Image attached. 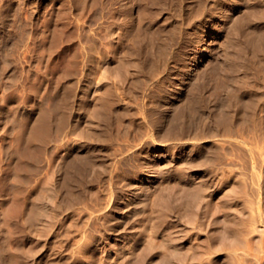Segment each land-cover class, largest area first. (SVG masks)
<instances>
[{
	"label": "rangeland",
	"instance_id": "1",
	"mask_svg": "<svg viewBox=\"0 0 264 264\" xmlns=\"http://www.w3.org/2000/svg\"><path fill=\"white\" fill-rule=\"evenodd\" d=\"M61 86L69 121L15 194L8 123ZM176 170L202 185L189 216L168 208ZM222 216L231 251L211 239ZM228 251L264 264V0H0L1 264H223Z\"/></svg>",
	"mask_w": 264,
	"mask_h": 264
},
{
	"label": "bare ground",
	"instance_id": "2",
	"mask_svg": "<svg viewBox=\"0 0 264 264\" xmlns=\"http://www.w3.org/2000/svg\"><path fill=\"white\" fill-rule=\"evenodd\" d=\"M205 47L206 46H205L204 42H202L201 48H200L199 53H198L199 56L197 57V59L194 61L193 64L189 65L185 69V73L187 76L189 75L190 72H192L191 70L201 62V54H202V52H204L206 50ZM7 49H9V48H7ZM73 57H76V56H73ZM75 61H77V60L75 59ZM75 63H77V62H75ZM73 66L76 67V64L75 65L73 64ZM38 87H39V85H38ZM61 88H63V89L61 91H57L56 94H54V92H53V95H55L53 98L47 95L49 97L48 99L51 100V103H50L51 105L47 104V102L49 100H45V101L43 100V103L39 105V108H38L35 116L33 117V119L31 118V121H29L28 123L26 120L27 119V113H28L27 110H24L21 113L14 114V116L12 118L10 117L11 119L8 123L9 127L7 128L6 133L9 134V136H11V138L13 139L12 141H14V146H11V147H13L11 149L12 150L11 152L14 155V157H16L15 158L16 163L13 164L15 166L14 169L13 168L10 169L9 166L7 167L9 170L8 169L6 170L7 174L5 172L4 178H6L8 180H11V179L14 180V184L13 185L6 184L5 189L9 188L11 191L15 189L16 192H18V189L20 190L21 186L27 182V180H28L27 178L29 177V175H31L33 172L37 171L36 170L37 159L40 158L39 155L44 151L45 145L50 142L49 141L50 137L54 133L55 134L56 133L61 134V132L63 131V128L66 127L63 125H64V123L69 121L68 120L65 122V120H67V118H68V116H67L68 115L67 114L68 109L70 108V106H68V101L70 100V94H71L70 90L71 89H70V86H69V88L68 87L64 88V86L63 87L61 86ZM41 90H44V89H41ZM45 91H47V90H45ZM54 139H56V138H54ZM8 150H10V149H8ZM9 154H10V152H9ZM10 156H12V155H10ZM39 161L40 160H38V162ZM170 178L171 179L175 178L177 180V183L176 184L174 183L173 186H171V187L169 186L170 188L168 187L169 190L172 188L170 190L171 194L168 191H166V194H168V196H171V200H170L171 202L168 201L170 198L166 196L167 199L169 198L167 200L168 201L167 203L168 204L171 203V205L169 204L170 207L168 206V208H170L173 213H176L177 216H178V214H181V215L186 214V216H189V214L191 213V208L193 207L194 202H195V199H193V198H198L197 196H199L200 191L197 192V190H200V189L202 190V188H200L202 185L199 184V182H200L199 180H197L199 182L193 181L194 179L187 176V174H185L181 170L172 171L170 173ZM148 182H150V180H148ZM2 184H1V186L4 185V184L3 185ZM171 185H172V183H171ZM15 190L13 193L18 194L15 192ZM11 191H9V192H11ZM197 193H198V195L196 196ZM19 195H20V193H19ZM6 196H8V195L6 194ZM192 199L194 201H192ZM191 202L193 204H191ZM191 205H192V207H191ZM171 210H169V211H171ZM169 214H170V212H169ZM226 215H227V213H226ZM179 217H181V216H179ZM229 217H231L230 214H229L228 218ZM221 220H222L221 224L223 225L224 229H218V228H216V230L214 229L215 231H213V233L216 232V234H214V235L212 234L213 236H211V239H212V237L217 235V238H215V239L218 242H220L219 243L220 246L224 248L225 244L229 245V246L225 247L228 249V248H231L230 245L233 244V241H234L233 238L235 239V237H232L231 234L226 230V229H229V220L227 219V217L224 218V220H223V216H222L220 221ZM166 225H167V228H168L170 233L172 232L171 230L174 227H176V224H174L173 219H170L168 222H166ZM255 227H256V222H255ZM255 227L252 228V230L253 229L256 230ZM258 227L259 226H257V230H258ZM232 229L233 228H231V230ZM231 230H230V232H231ZM233 231H234V229L232 230V232ZM256 231L255 232L252 231V232L256 233ZM215 239H214V241H215ZM172 242L175 243V240L172 241L170 239V237H168L165 239L164 244H161V245H163L161 249L163 251L162 254L164 255L163 256L164 258H165V256L167 259L169 257H173L175 255V253L177 255V251H175V248L173 246H171ZM166 247H167V249H166ZM177 247H178V245H177ZM176 249H178V248H176ZM191 249L192 248H190L188 251L190 252ZM229 251H231V250H229ZM229 251L227 252V254L224 256V258L222 260L223 264H232V260H233L232 255L233 254H231ZM192 252H193V250H192ZM194 252L192 254L193 256L190 254V258L192 259V258L198 257V259L201 260L202 257L195 256ZM190 258H189V260H190ZM205 258H207V257H205ZM205 258H203L204 262H205ZM220 259H221V257L220 258L209 257V258H207V261L204 264H216ZM199 263H201V262H199ZM0 264H1V255H0Z\"/></svg>",
	"mask_w": 264,
	"mask_h": 264
}]
</instances>
